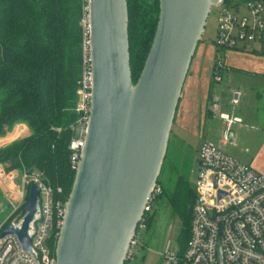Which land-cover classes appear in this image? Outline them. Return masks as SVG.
Listing matches in <instances>:
<instances>
[{
	"label": "water",
	"instance_id": "water-1",
	"mask_svg": "<svg viewBox=\"0 0 264 264\" xmlns=\"http://www.w3.org/2000/svg\"><path fill=\"white\" fill-rule=\"evenodd\" d=\"M220 0H160L154 40L136 83L128 0H89L93 104L87 141L56 245L57 264H125L158 184L193 58ZM30 185L16 234L30 249L39 207ZM168 241V237L166 242Z\"/></svg>",
	"mask_w": 264,
	"mask_h": 264
},
{
	"label": "built area",
	"instance_id": "built-area-1",
	"mask_svg": "<svg viewBox=\"0 0 264 264\" xmlns=\"http://www.w3.org/2000/svg\"><path fill=\"white\" fill-rule=\"evenodd\" d=\"M218 49H250L264 53V3L245 0L236 4L220 0ZM214 7V6H213ZM83 19L85 28L83 74L77 91L76 112L78 119L69 127L72 137L70 163L77 171L91 120L93 104V70L90 42V19ZM224 60L217 55V69L222 70ZM220 80L219 76L216 78ZM238 104V98L233 101ZM231 126L242 122L239 117L222 115ZM61 131V128H58ZM225 140H229L226 133ZM20 180V186L10 189L11 211L0 225V235L10 224L20 229L26 212L29 189L35 184L39 189V207L35 219L29 223L27 235L30 249L25 250L16 234L0 236V264H57L56 249L66 215V200L62 187L47 183L37 171L0 167V179L4 184ZM162 192L158 184L146 206L134 234L126 261L133 263L141 247V232L148 228L154 203ZM196 197L191 206L190 237L183 252H171V243L165 244L163 256L172 264H264V175L251 165L243 163L227 153L221 146L206 143L202 149L198 169Z\"/></svg>",
	"mask_w": 264,
	"mask_h": 264
},
{
	"label": "trees",
	"instance_id": "trees-1",
	"mask_svg": "<svg viewBox=\"0 0 264 264\" xmlns=\"http://www.w3.org/2000/svg\"><path fill=\"white\" fill-rule=\"evenodd\" d=\"M128 4L131 70L136 83L157 30L160 0H128ZM88 7L89 0H0V139L21 123L31 130L0 147V166L6 171L24 168L42 173L47 183L62 187L66 200L76 176L70 163L69 127L79 117L75 108L84 69L83 19ZM216 65L217 56L215 72ZM165 194L163 189L157 199ZM167 196L182 219L183 252L190 237L196 192L180 178ZM154 219L153 213L148 227Z\"/></svg>",
	"mask_w": 264,
	"mask_h": 264
},
{
	"label": "rangeland",
	"instance_id": "rangeland-1",
	"mask_svg": "<svg viewBox=\"0 0 264 264\" xmlns=\"http://www.w3.org/2000/svg\"><path fill=\"white\" fill-rule=\"evenodd\" d=\"M238 2L239 0H234L233 4ZM220 13L219 7H212L203 38L193 58L158 182V186L166 194L154 203L155 219L151 226L141 232V247L134 264H172L163 256L167 237L171 243V252L179 254L182 219L172 207L167 194L175 190L180 178L194 190L197 188L199 162L204 145L214 143L221 146L220 140L224 133L221 114L231 113L236 108L237 117L244 122L243 126L233 128L234 138L223 149L264 175V54L250 49H218L216 40ZM218 54L221 61L224 60L225 63L227 60L226 66L222 67V74L214 71ZM215 74L220 80L213 82ZM203 86L204 91L200 90ZM209 96L215 105L211 103ZM235 98H238L236 106L233 104ZM196 102L204 105L205 114L209 108L215 113L206 122L203 121L202 127H194L192 123V109ZM15 127V139L31 132L23 123ZM12 135L10 133L8 138ZM8 138L0 141V147L10 142ZM9 213L6 197L0 191V224Z\"/></svg>",
	"mask_w": 264,
	"mask_h": 264
},
{
	"label": "crops",
	"instance_id": "crops-1",
	"mask_svg": "<svg viewBox=\"0 0 264 264\" xmlns=\"http://www.w3.org/2000/svg\"><path fill=\"white\" fill-rule=\"evenodd\" d=\"M235 50H239V49H235ZM246 50H248V49H246ZM255 52H259V51H255ZM259 53H261V52H259ZM226 61H227V60H226ZM226 61H225V66H226V63H227ZM227 67H228V66H227ZM228 68H229V67H228ZM225 73H226V71H225ZM200 90L204 91V86L201 87ZM259 95L262 97L261 94H259ZM202 96H203V93H202ZM202 99H203V98H202ZM210 101H211L212 104L215 105V102H213L212 99H211ZM203 106H204V105H203L202 103H201V104H197V102H196L194 108L192 109V116H191V118H192V123H193V126H194V127H202V123H203V121L206 122L207 118H211V117H213V116L215 115V113H214L210 108L207 110V114H205V113L203 112ZM207 106H208V105H207ZM234 106H236V105H234ZM236 112H237L236 108H233L231 113H223V114H221V118L223 119L222 115H226V114L230 115L231 117H237ZM204 114H205V115H204ZM243 125H244V122H234L231 126H229V125L227 124V122L225 121V119H223L224 133H223V136H222V138H221V140H220V145H221L222 148H223V147L226 148V147L230 144L231 140L234 138L233 128H234L235 126H243ZM15 129H16V127L13 128V130L10 132V133L13 134L11 137L8 138V135L10 134V133H9V134L6 135L5 137L1 138L0 141L3 140V139L8 138L7 140L11 142V140L15 139V133H17V132L15 131ZM226 133L229 135V140H225V138H224V136H225ZM0 144H1V143H0ZM3 144H4V143H3ZM226 150H227V149H226ZM227 151H228V150H227ZM227 151H226V152H227ZM227 153H228V152H227ZM229 154H230V153H229ZM230 155H231V154H230ZM231 156H233V155H231ZM233 157H234V156H233ZM234 158H236V157H234ZM236 159H238V158H236ZM238 160H239V159H238ZM239 161H240V160H239ZM241 162H242V161H241ZM249 165H250V164H249ZM0 167H2V166H0ZM2 168H3V167H2ZM19 186H20V180H19V178H18V180H15V181H13L12 183H8V184H4V183H3V180L0 179V191H1L2 194L6 197V202H7V207H8L9 212L11 211V206H10V204H9L8 199H9V198H16V195H14V194H10L9 190H10V189L18 188ZM9 214H10V213H9ZM8 216H9V215H8ZM6 219H7V218H6ZM6 219H5V220H6ZM5 220H4V221H5ZM4 221H3V222H4ZM3 222H2V223H3ZM2 223H1V224H2ZM1 224H0V225H1Z\"/></svg>",
	"mask_w": 264,
	"mask_h": 264
}]
</instances>
